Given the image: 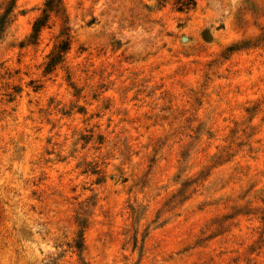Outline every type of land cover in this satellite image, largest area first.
<instances>
[{"label":"rangeland","instance_id":"1","mask_svg":"<svg viewBox=\"0 0 264 264\" xmlns=\"http://www.w3.org/2000/svg\"><path fill=\"white\" fill-rule=\"evenodd\" d=\"M0 264H264V0H0Z\"/></svg>","mask_w":264,"mask_h":264},{"label":"trees","instance_id":"2","mask_svg":"<svg viewBox=\"0 0 264 264\" xmlns=\"http://www.w3.org/2000/svg\"><path fill=\"white\" fill-rule=\"evenodd\" d=\"M45 24L44 22L41 20V21H37L35 24H34V27H33V31L38 33V31L40 30L41 27H43ZM68 49V45L67 43H63L62 45L59 46V49L57 51V54L50 58L48 64H47V67H46V70L49 71L52 69V67H54L56 65V63L58 61H60L61 59V56L62 54Z\"/></svg>","mask_w":264,"mask_h":264}]
</instances>
